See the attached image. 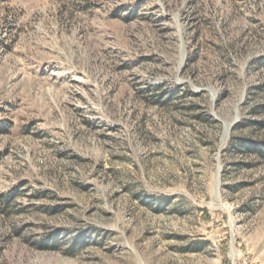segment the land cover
Returning a JSON list of instances; mask_svg holds the SVG:
<instances>
[{"label": "rangeland", "instance_id": "rangeland-1", "mask_svg": "<svg viewBox=\"0 0 264 264\" xmlns=\"http://www.w3.org/2000/svg\"><path fill=\"white\" fill-rule=\"evenodd\" d=\"M258 141L264 0H0V264H264Z\"/></svg>", "mask_w": 264, "mask_h": 264}, {"label": "trees", "instance_id": "trees-1", "mask_svg": "<svg viewBox=\"0 0 264 264\" xmlns=\"http://www.w3.org/2000/svg\"><path fill=\"white\" fill-rule=\"evenodd\" d=\"M240 147L249 150L251 153L255 154L261 160H264V141H258L254 144L241 143Z\"/></svg>", "mask_w": 264, "mask_h": 264}, {"label": "bare ground", "instance_id": "bare-ground-1", "mask_svg": "<svg viewBox=\"0 0 264 264\" xmlns=\"http://www.w3.org/2000/svg\"><path fill=\"white\" fill-rule=\"evenodd\" d=\"M229 131H230V126H229L228 129H227V136H228V134H229Z\"/></svg>", "mask_w": 264, "mask_h": 264}, {"label": "water", "instance_id": "water-1", "mask_svg": "<svg viewBox=\"0 0 264 264\" xmlns=\"http://www.w3.org/2000/svg\"><path fill=\"white\" fill-rule=\"evenodd\" d=\"M231 128H232V125L230 126V130H231Z\"/></svg>", "mask_w": 264, "mask_h": 264}]
</instances>
